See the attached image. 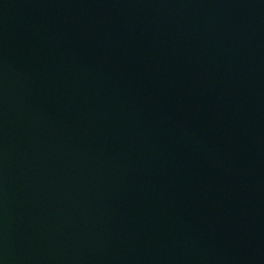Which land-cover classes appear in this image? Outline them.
I'll use <instances>...</instances> for the list:
<instances>
[{"label":"water","instance_id":"obj_1","mask_svg":"<svg viewBox=\"0 0 264 264\" xmlns=\"http://www.w3.org/2000/svg\"><path fill=\"white\" fill-rule=\"evenodd\" d=\"M0 264H264V0H0Z\"/></svg>","mask_w":264,"mask_h":264}]
</instances>
